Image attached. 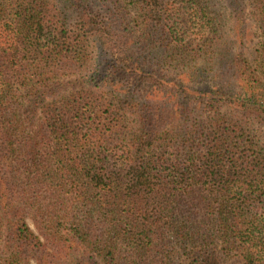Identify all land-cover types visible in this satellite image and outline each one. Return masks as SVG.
<instances>
[{
  "label": "trees",
  "instance_id": "obj_1",
  "mask_svg": "<svg viewBox=\"0 0 264 264\" xmlns=\"http://www.w3.org/2000/svg\"><path fill=\"white\" fill-rule=\"evenodd\" d=\"M57 1L0 0V264H264V0Z\"/></svg>",
  "mask_w": 264,
  "mask_h": 264
},
{
  "label": "rangeland",
  "instance_id": "obj_2",
  "mask_svg": "<svg viewBox=\"0 0 264 264\" xmlns=\"http://www.w3.org/2000/svg\"><path fill=\"white\" fill-rule=\"evenodd\" d=\"M57 2H60V0H58ZM250 36L251 37H248L246 39L245 44L243 46L244 52L249 56L254 53V50L256 49V44L258 42L257 39L253 38L252 34Z\"/></svg>",
  "mask_w": 264,
  "mask_h": 264
}]
</instances>
